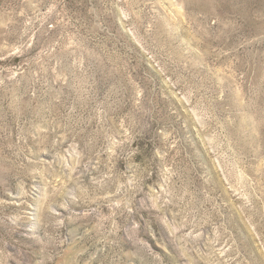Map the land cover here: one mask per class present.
<instances>
[{"label":"rangeland","instance_id":"374dc122","mask_svg":"<svg viewBox=\"0 0 264 264\" xmlns=\"http://www.w3.org/2000/svg\"><path fill=\"white\" fill-rule=\"evenodd\" d=\"M0 264H264V0H0Z\"/></svg>","mask_w":264,"mask_h":264}]
</instances>
